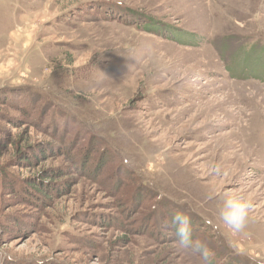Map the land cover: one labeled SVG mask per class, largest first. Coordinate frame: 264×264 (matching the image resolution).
I'll return each instance as SVG.
<instances>
[{
	"label": "rangeland",
	"instance_id": "rangeland-1",
	"mask_svg": "<svg viewBox=\"0 0 264 264\" xmlns=\"http://www.w3.org/2000/svg\"><path fill=\"white\" fill-rule=\"evenodd\" d=\"M0 165V264H201L177 211L211 264H264V0H0ZM53 166L51 206L16 199Z\"/></svg>",
	"mask_w": 264,
	"mask_h": 264
},
{
	"label": "trees",
	"instance_id": "trees-1",
	"mask_svg": "<svg viewBox=\"0 0 264 264\" xmlns=\"http://www.w3.org/2000/svg\"><path fill=\"white\" fill-rule=\"evenodd\" d=\"M20 137V136H19ZM8 144L12 145L15 151L16 159H18V164L21 163L22 165H26L27 167H38V161L37 160H48L51 158V154L54 151V147L51 145V143L48 142H32L30 140V136L25 135L22 138H12L11 136L7 138ZM40 146V147H39ZM39 152V154H36ZM33 156V159L31 160V157ZM37 159H36V158ZM64 169L63 166H53V167H44L41 169H38L36 176L34 178L33 183L25 184L22 183L20 180L15 181V184H18L17 190L15 191V194L17 195L16 199L20 198V195L22 194V201H31V198H34V201L36 204H39L38 207L45 208L50 205V199L52 198L50 195L54 192H58L62 187L60 186L61 181L63 179L67 180V183H71L70 179H67V175H64ZM5 170L0 165V182H2V179H6L5 176ZM74 183V182H73ZM20 188L22 189V192H20V195L16 193ZM63 191V190H62ZM16 205V203L14 204ZM127 205V204H126ZM13 206V204H9L6 208ZM124 206V207H123ZM121 208H126V206L121 204ZM3 208H1L2 210ZM127 209H125V212ZM127 213V212H126ZM14 215V213H13ZM7 216V215H6ZM15 216V215H14ZM5 217V214L3 213V216ZM1 217V218H2ZM17 219H14V222L19 223L20 219L19 217H16ZM18 222H17V221ZM26 220V219H25ZM21 222V221H20ZM192 225V224H191ZM24 226V231L27 228H30V223L28 220L24 221L22 224ZM13 228H17L16 226ZM31 229V228H30ZM2 227H0V231L2 232ZM22 231V232H24ZM3 244V243H2ZM8 258V262L6 264H27L29 261L27 260H12L8 255H6ZM39 263V262H38ZM40 264V263H39Z\"/></svg>",
	"mask_w": 264,
	"mask_h": 264
},
{
	"label": "clouds",
	"instance_id": "clouds-1",
	"mask_svg": "<svg viewBox=\"0 0 264 264\" xmlns=\"http://www.w3.org/2000/svg\"><path fill=\"white\" fill-rule=\"evenodd\" d=\"M216 166L212 165L211 170ZM249 201L242 196L228 195L223 199L219 209V218L225 226L234 232L242 231L248 218ZM170 226L174 229L179 245L199 255L201 264H211V253L207 245L193 237L190 217L180 211L174 213Z\"/></svg>",
	"mask_w": 264,
	"mask_h": 264
}]
</instances>
